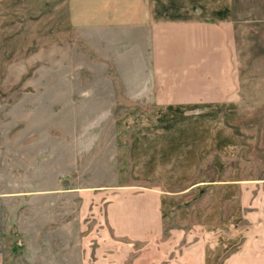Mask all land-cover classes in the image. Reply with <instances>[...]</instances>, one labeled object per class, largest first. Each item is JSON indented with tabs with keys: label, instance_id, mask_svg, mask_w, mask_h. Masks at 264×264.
<instances>
[{
	"label": "rangeland",
	"instance_id": "1",
	"mask_svg": "<svg viewBox=\"0 0 264 264\" xmlns=\"http://www.w3.org/2000/svg\"><path fill=\"white\" fill-rule=\"evenodd\" d=\"M226 1L170 8L162 22L146 23L141 9L115 14L101 0H0V201L30 244L50 246L36 264H61V245L74 240L84 243V264H96L113 239L131 245L125 264H137L138 240L107 227L108 200L187 189L196 178L176 183L174 171L200 170L209 158L229 171L239 155H264V0ZM139 137L145 146L135 151ZM151 140L177 149L162 153L172 157L158 161L152 182L138 168ZM192 142L211 151L183 150ZM234 191L207 185L196 210L182 199L186 231H175L178 217L166 207L157 238L203 239L204 225L212 239L249 231L255 187L245 207L227 200Z\"/></svg>",
	"mask_w": 264,
	"mask_h": 264
},
{
	"label": "crops",
	"instance_id": "2",
	"mask_svg": "<svg viewBox=\"0 0 264 264\" xmlns=\"http://www.w3.org/2000/svg\"><path fill=\"white\" fill-rule=\"evenodd\" d=\"M205 0H101L104 2L102 7L112 8V13L116 14V7L120 8H133L141 9L140 16L141 22H162L170 8H187V7H200L210 8L212 7V0H208V3H203ZM227 1L224 0L223 4L219 7L227 8ZM101 7V5H100ZM114 10V11H113ZM128 13H130L128 11ZM127 13V14H128ZM226 13V11H225ZM180 16L181 19L189 18L190 12H183ZM221 15V14H220ZM123 13L115 18L123 17ZM219 16V15H218ZM125 17V16H124ZM192 18H196L194 14H191ZM128 18V17H127ZM179 18V17H178ZM179 18V19H180ZM207 108L206 106H204ZM181 109L178 107L176 109ZM208 108H211L208 107ZM147 136V133H145ZM148 136H151L149 134ZM151 138V137H149ZM145 140L140 137L134 140L135 151H142ZM152 141V140H151ZM173 143L167 141L165 145L159 146L154 141L149 144L147 151L144 154H140L141 162L138 166L143 177L148 175L151 178L155 173L158 177L160 173L157 169L158 161L160 159H168L172 157V154H162L163 152H170L173 150ZM176 146V145H175ZM178 146V145H177ZM187 148L183 149L186 152L195 153L196 151H211V145L208 147L201 146L199 143L192 142L186 145ZM176 151L177 149L174 148ZM180 151V146H178ZM174 151V150H173ZM189 156V155H187ZM254 157L239 155L236 157L238 160L235 162L236 167H230L219 169L211 164L209 160H205L203 167L197 170V166L194 165L190 170L180 172L178 167L172 170L174 171V182L180 183V181H186L189 178H196L194 183L187 189L176 190L175 193L164 192L159 189H150L140 195H133L132 193H125L121 198V202L116 205L112 201L108 200V207L106 210L107 221L109 230H112L114 235L129 236L139 243L138 262L137 264H264V155L259 153ZM185 157V156H184ZM183 156L180 158H184ZM199 161L200 156L195 154V158ZM146 160V161H145ZM149 164H147L148 162ZM249 164L250 166H245ZM226 165V163L224 164ZM223 165V166H224ZM234 166V165H232ZM163 169V168H162ZM162 169L160 171H162ZM164 170V169H163ZM159 175H158V173ZM173 172V171H172ZM140 174V173H139ZM140 174V175H141ZM221 177V181L211 182L207 180L212 175ZM226 174V175H225ZM207 178V179H206ZM176 179V180H175ZM156 180V179H155ZM148 181L152 180L148 179ZM156 181L159 182L157 179ZM172 181V182H173ZM172 182H170L172 184ZM226 184L229 188H235L232 193H227V200L236 199L239 203L245 207L248 205L249 197H251L250 191L255 187V226L251 227L249 231H244L242 228L235 229L231 234H227L224 231L218 234L216 238H211L212 230L206 225L202 226L204 230L203 239L193 240H161L157 236H161L164 229V210L166 207L171 209L173 214L177 215L178 220L175 219L177 230L186 231L179 222L180 210H182V199L189 198L192 202L190 204L193 210L198 207L206 205L207 199L202 191L206 189L207 185ZM110 189L108 193L110 194ZM168 193V194H167ZM199 195H203L199 197ZM170 196V197H168ZM253 199V198H252ZM0 201V240L4 244V255L0 258V264H36L41 261V257L46 256L45 251H41L42 248L50 247L48 244L42 243L33 246L28 240L29 236L27 232L22 230L19 221L15 214H12L13 210L7 207H1ZM179 224V225H178ZM202 225V224H201ZM201 227V226H200ZM247 237V243L242 244L245 234ZM35 235H39L41 232H34ZM227 234V235H224ZM42 235H40L41 237ZM75 243L68 244L67 242L61 245L63 251L59 254L64 256L61 264H71L73 257L75 264H84V243L81 240H74ZM44 242V241H43ZM117 244L124 245V250L121 254L117 255ZM120 246V245H119ZM101 251L103 253L107 248V256L99 258L96 264H125L126 255L131 251V245H125V243L117 242L116 240H107L106 244H103ZM120 248V247H119ZM70 249V250H69ZM128 249V250H126ZM164 249V250H160ZM168 254V255H165ZM167 257L169 258L167 261ZM44 263V262H43Z\"/></svg>",
	"mask_w": 264,
	"mask_h": 264
},
{
	"label": "built area",
	"instance_id": "3",
	"mask_svg": "<svg viewBox=\"0 0 264 264\" xmlns=\"http://www.w3.org/2000/svg\"><path fill=\"white\" fill-rule=\"evenodd\" d=\"M0 256H2V245L0 244Z\"/></svg>",
	"mask_w": 264,
	"mask_h": 264
}]
</instances>
